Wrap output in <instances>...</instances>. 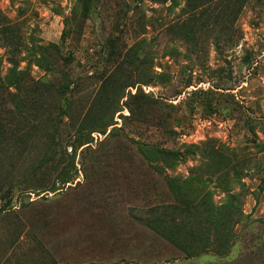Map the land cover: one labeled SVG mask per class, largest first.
<instances>
[{"label": "rangeland", "instance_id": "374dc122", "mask_svg": "<svg viewBox=\"0 0 264 264\" xmlns=\"http://www.w3.org/2000/svg\"><path fill=\"white\" fill-rule=\"evenodd\" d=\"M137 2L0 0V264H264V0Z\"/></svg>", "mask_w": 264, "mask_h": 264}, {"label": "trees", "instance_id": "16d2710c", "mask_svg": "<svg viewBox=\"0 0 264 264\" xmlns=\"http://www.w3.org/2000/svg\"><path fill=\"white\" fill-rule=\"evenodd\" d=\"M136 1H138L137 5L141 3V0H132V2H136ZM165 1L169 2L171 4V7H178L180 2V0H165ZM198 1L201 3V6L211 2V0H198ZM238 43L239 42H237V45ZM9 63L11 67L6 68L4 80L6 85H9V87L13 88L14 90V94L11 96L19 100H24V102L33 100L37 91V87H36L37 84L34 83L32 80H30L29 84H25V82H23V79L25 77L26 80L30 79L27 74V70H26L27 68L19 70V68H17V64L14 63L12 60H9ZM51 190L56 191L54 189Z\"/></svg>", "mask_w": 264, "mask_h": 264}]
</instances>
